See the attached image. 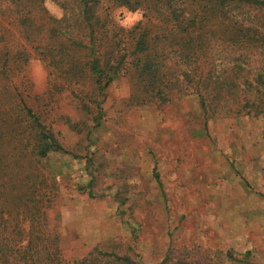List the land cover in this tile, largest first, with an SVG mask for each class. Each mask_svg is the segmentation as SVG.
Masks as SVG:
<instances>
[{
	"label": "trees",
	"instance_id": "trees-1",
	"mask_svg": "<svg viewBox=\"0 0 264 264\" xmlns=\"http://www.w3.org/2000/svg\"><path fill=\"white\" fill-rule=\"evenodd\" d=\"M45 3L0 0V264H145L113 246L65 260L50 221L58 188L47 162L69 154L54 109L73 99L99 126L107 89L127 78L135 106L194 98L206 113L264 115V0H66L61 17ZM120 8L142 19L125 29ZM35 61L48 71L41 95ZM191 255L172 249L158 264H212Z\"/></svg>",
	"mask_w": 264,
	"mask_h": 264
},
{
	"label": "rangeland",
	"instance_id": "rangeland-1",
	"mask_svg": "<svg viewBox=\"0 0 264 264\" xmlns=\"http://www.w3.org/2000/svg\"><path fill=\"white\" fill-rule=\"evenodd\" d=\"M45 1L63 15L66 0ZM130 13L116 11L125 29L142 19ZM29 75L43 94L45 66L33 62ZM130 95L127 78L115 81L99 126L65 96L52 114L69 152L50 157L53 175L45 167L58 188L50 221L65 260L113 246L132 248L145 264L172 249L191 250L202 263L231 253L227 264H264V115L206 113L194 98L140 107Z\"/></svg>",
	"mask_w": 264,
	"mask_h": 264
},
{
	"label": "clouds",
	"instance_id": "clouds-1",
	"mask_svg": "<svg viewBox=\"0 0 264 264\" xmlns=\"http://www.w3.org/2000/svg\"><path fill=\"white\" fill-rule=\"evenodd\" d=\"M129 17H130V19H131L132 21H135V20H137V19L140 18V13L137 12V13H135L134 15L130 13V14H129Z\"/></svg>",
	"mask_w": 264,
	"mask_h": 264
}]
</instances>
